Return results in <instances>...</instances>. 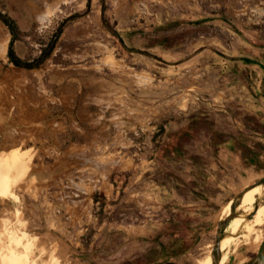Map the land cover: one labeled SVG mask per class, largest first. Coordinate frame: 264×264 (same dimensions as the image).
Returning a JSON list of instances; mask_svg holds the SVG:
<instances>
[{
  "label": "rangeland",
  "instance_id": "obj_1",
  "mask_svg": "<svg viewBox=\"0 0 264 264\" xmlns=\"http://www.w3.org/2000/svg\"><path fill=\"white\" fill-rule=\"evenodd\" d=\"M0 10L18 24L17 53L38 63L10 60L0 19V264H19L10 249L27 251L23 264H197L211 253L227 204L264 175V0ZM261 243H222L220 264Z\"/></svg>",
  "mask_w": 264,
  "mask_h": 264
},
{
  "label": "bare ground",
  "instance_id": "obj_2",
  "mask_svg": "<svg viewBox=\"0 0 264 264\" xmlns=\"http://www.w3.org/2000/svg\"><path fill=\"white\" fill-rule=\"evenodd\" d=\"M262 196H264V187H262L261 185L249 189L243 195L242 199L240 200V204L237 207V211H240L241 213L231 219L232 220L231 228H227L226 234L223 236V242H221L222 257H223V249H224V248L222 249V243L226 244L231 239L237 240L238 242L241 240V238L251 240L254 242H262L264 240V232L260 228L261 226H264V199L261 200ZM259 201H261V203H259L258 209L254 213V215H252L251 218L245 217V214L254 210L255 204ZM230 207H231V201L227 204V206L224 209L225 215H228L230 213ZM20 241L21 240L19 239V237H17L16 244L17 245L20 244ZM9 251L10 254L14 256V258L19 260L18 262L19 264L20 263L23 264L22 260L23 257L26 258L27 253L25 252L27 251L22 253L14 249H10ZM197 264H212V257L210 256V252H208V254H206L204 257L199 259L197 261Z\"/></svg>",
  "mask_w": 264,
  "mask_h": 264
},
{
  "label": "water",
  "instance_id": "obj_3",
  "mask_svg": "<svg viewBox=\"0 0 264 264\" xmlns=\"http://www.w3.org/2000/svg\"><path fill=\"white\" fill-rule=\"evenodd\" d=\"M258 185H261L262 187H264V175L259 181H256V182H253L247 185L243 190L237 193L233 197V199H231L230 213L218 221V226L216 230V239H215V243L210 253L212 257V264H220V260L222 258L221 241H222L223 236L226 234V228L229 225L231 219L241 213L240 211H237V207L240 204V200L242 199L246 191ZM263 199H264V196H262L261 200ZM259 203H261V201L257 202L254 206V210L245 214V217L251 218V216L254 215V213L258 209ZM227 264H264V240L262 241L258 252L253 257H251L249 260L244 261V262H238V263L231 262Z\"/></svg>",
  "mask_w": 264,
  "mask_h": 264
},
{
  "label": "trees",
  "instance_id": "obj_4",
  "mask_svg": "<svg viewBox=\"0 0 264 264\" xmlns=\"http://www.w3.org/2000/svg\"><path fill=\"white\" fill-rule=\"evenodd\" d=\"M0 19L9 27L10 32L12 34V39L9 43V47H8V56L10 58V60L17 66H22V67H27V68H32L38 65V63H34L31 60L25 59L23 57H21L17 51L15 50V46H14V42L15 39L17 38L18 35V24L16 22V20L9 15L6 12H3L0 10ZM53 48H47L45 49V51L41 54V56L38 58V60L42 61L44 59H46L47 57L50 56L51 52H52ZM182 130L178 131L177 134L181 133ZM249 151L250 150H246ZM247 152V154H249Z\"/></svg>",
  "mask_w": 264,
  "mask_h": 264
},
{
  "label": "crops",
  "instance_id": "obj_5",
  "mask_svg": "<svg viewBox=\"0 0 264 264\" xmlns=\"http://www.w3.org/2000/svg\"><path fill=\"white\" fill-rule=\"evenodd\" d=\"M122 5L123 4H121V7H122ZM140 8H141V12H144L143 10V8L140 6ZM182 21H184V20H179V22H182ZM204 20H196V21H193L192 23H200V22H203ZM161 22V21H160ZM206 22H208L207 20H206ZM243 60L245 61V62H247V63H249V62H252V60H251V58H250V56H247V55H244V58H243ZM248 67H251L249 64H248ZM250 68H247V67H245V70H246V73L248 72V70H249Z\"/></svg>",
  "mask_w": 264,
  "mask_h": 264
}]
</instances>
